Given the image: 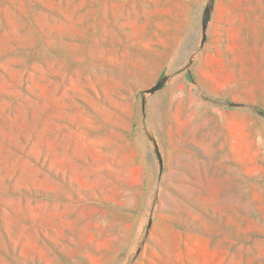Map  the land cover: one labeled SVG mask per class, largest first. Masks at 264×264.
<instances>
[{
  "label": "rangeland",
  "instance_id": "374dc122",
  "mask_svg": "<svg viewBox=\"0 0 264 264\" xmlns=\"http://www.w3.org/2000/svg\"><path fill=\"white\" fill-rule=\"evenodd\" d=\"M121 1L0 0V264H264V0Z\"/></svg>",
  "mask_w": 264,
  "mask_h": 264
},
{
  "label": "bare ground",
  "instance_id": "6f19581e",
  "mask_svg": "<svg viewBox=\"0 0 264 264\" xmlns=\"http://www.w3.org/2000/svg\"><path fill=\"white\" fill-rule=\"evenodd\" d=\"M149 1H153V0H149ZM161 2H163V0H155V3L156 4H159ZM113 13L117 15V16L115 15L116 16V19L119 20L120 19V17H118L119 12L118 11H115ZM121 19L125 20V27L128 29V33L127 34H129L128 36L134 41V43H138L139 42V39H140V35H142L143 32H142L141 28L138 27L137 21L136 20H133L131 17H128V18L123 17ZM56 28H57V30H58V32H59L60 35H62L64 33H67L70 30V28H68V27L66 28V26L56 27ZM144 46L145 47H148L149 45L148 44H145ZM132 68L135 70L136 66H132ZM92 188H93V186H92Z\"/></svg>",
  "mask_w": 264,
  "mask_h": 264
},
{
  "label": "crops",
  "instance_id": "0c3cea01",
  "mask_svg": "<svg viewBox=\"0 0 264 264\" xmlns=\"http://www.w3.org/2000/svg\"><path fill=\"white\" fill-rule=\"evenodd\" d=\"M142 4H144L145 7L149 6V5L145 4L143 2V0H123V1H121V5L118 7L124 8L125 10H128L130 12V11L137 10V9L140 10ZM120 10H118V12H122ZM115 11H117V10H115ZM58 26H61V27L66 26V28L68 27L70 29L75 28V26L72 24V22H69V21L61 22L58 24ZM222 260H223L222 261L223 263L226 262V258H222Z\"/></svg>",
  "mask_w": 264,
  "mask_h": 264
}]
</instances>
